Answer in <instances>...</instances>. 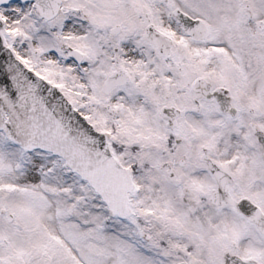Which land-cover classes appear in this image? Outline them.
I'll return each mask as SVG.
<instances>
[{
	"label": "snow or ice",
	"instance_id": "6c2138e0",
	"mask_svg": "<svg viewBox=\"0 0 264 264\" xmlns=\"http://www.w3.org/2000/svg\"><path fill=\"white\" fill-rule=\"evenodd\" d=\"M0 264H264V0H0Z\"/></svg>",
	"mask_w": 264,
	"mask_h": 264
}]
</instances>
